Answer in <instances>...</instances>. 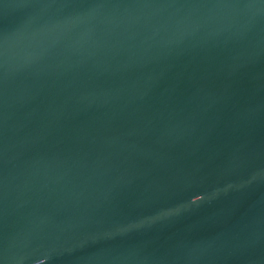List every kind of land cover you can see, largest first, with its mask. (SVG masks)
<instances>
[{"label":"water","instance_id":"1","mask_svg":"<svg viewBox=\"0 0 264 264\" xmlns=\"http://www.w3.org/2000/svg\"><path fill=\"white\" fill-rule=\"evenodd\" d=\"M0 264H264V0H0Z\"/></svg>","mask_w":264,"mask_h":264}]
</instances>
